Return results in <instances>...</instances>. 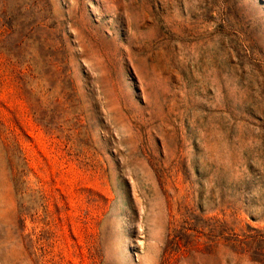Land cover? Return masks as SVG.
Returning <instances> with one entry per match:
<instances>
[{
    "label": "rangeland",
    "instance_id": "rangeland-1",
    "mask_svg": "<svg viewBox=\"0 0 264 264\" xmlns=\"http://www.w3.org/2000/svg\"><path fill=\"white\" fill-rule=\"evenodd\" d=\"M0 264H264V0H0Z\"/></svg>",
    "mask_w": 264,
    "mask_h": 264
}]
</instances>
